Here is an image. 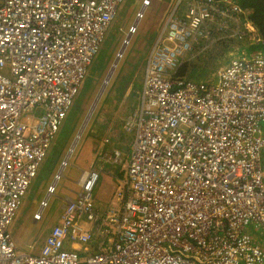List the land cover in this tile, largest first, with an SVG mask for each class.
Returning <instances> with one entry per match:
<instances>
[{
	"label": "built area",
	"instance_id": "1",
	"mask_svg": "<svg viewBox=\"0 0 264 264\" xmlns=\"http://www.w3.org/2000/svg\"><path fill=\"white\" fill-rule=\"evenodd\" d=\"M181 1L142 76L147 109L166 110L145 118L137 107L124 123L133 140L122 186L139 205L125 220L128 232L111 249L92 245L87 234L103 241V231L75 227L95 225L88 200L84 218L66 207L41 248L25 252L11 235L14 217L124 0H0V264H264V49L238 53L207 81L161 75L190 44L205 49L221 20L235 27L245 20L252 42L264 37L238 3L185 0L181 14ZM112 155L117 164L120 152ZM54 190L47 186L34 220ZM128 207L108 215L114 234ZM141 233L142 243L129 246Z\"/></svg>",
	"mask_w": 264,
	"mask_h": 264
},
{
	"label": "rangeland",
	"instance_id": "2",
	"mask_svg": "<svg viewBox=\"0 0 264 264\" xmlns=\"http://www.w3.org/2000/svg\"><path fill=\"white\" fill-rule=\"evenodd\" d=\"M169 1L151 0L144 7L143 0H124L120 6L80 86V94L73 99L75 105L72 102L37 177L14 217L11 235L19 250L35 252L41 248L49 230L60 220L65 199L78 191L76 182L84 171L91 169L92 162L100 169L91 194L92 204L102 215L120 206L117 188L125 177L126 158L133 140V135L124 129V123L139 106L145 60L154 37L173 9V6L166 9ZM231 1L239 4L237 0ZM162 10L165 12L161 20ZM142 14L144 17L140 20ZM244 22H238L236 29L241 33L233 36L223 26L227 23L216 24L212 41L207 47L194 46L198 54L186 63L184 74L194 81H207L217 66L226 63L231 56L236 57L241 45L252 42L251 34L245 33ZM131 24L137 25L132 33L129 32ZM126 37L127 42L124 43ZM122 46L121 55L117 56ZM197 69H200L199 72ZM260 127L264 132V120L260 122ZM79 130L82 132L75 141ZM104 137L109 140L107 145L101 144ZM68 150L72 152L67 165L58 171ZM115 150L120 152V158L117 164H111L109 157ZM55 175H58L56 181ZM51 183L55 185L54 193L41 218L36 221L33 214Z\"/></svg>",
	"mask_w": 264,
	"mask_h": 264
},
{
	"label": "bare ground",
	"instance_id": "3",
	"mask_svg": "<svg viewBox=\"0 0 264 264\" xmlns=\"http://www.w3.org/2000/svg\"><path fill=\"white\" fill-rule=\"evenodd\" d=\"M147 5L148 4H144V2H143L144 7ZM172 10H171V12H172ZM170 13H169L168 17L166 18V21L162 27L166 26L168 19H169V16H170ZM220 22H221V24H225L224 20H221ZM223 26L225 27V29L227 31H230V32H234L236 30V27L233 25H223ZM197 54L198 53L196 52V49L194 47H192V45L190 44L189 49L183 50L181 52V54L176 56L175 62H176V64H178V66L175 69L168 70V72L165 71L161 75L168 77L169 79H174V80H178V81H184V80L194 81V80H192V78L188 77L187 74H183L182 76H178L176 73L183 66V64L186 63V61L192 59ZM146 100H147V97L141 94L138 109H146L147 110V112L144 113V115H145L144 117L145 118H154V117L162 118V115H163L162 112L165 111L166 109H164L161 106H154V107L147 109L148 105L146 104ZM113 156L114 155H111L112 158H113ZM90 170L96 171V173L94 175L85 174V177H83L81 180L78 181L79 190L74 194V196L67 197L65 199V203L62 207V213L64 212L66 207L72 206L73 212L67 213L68 216H71V214L75 213V214H80L81 218L85 217V214H84L85 208H84L83 204L88 202V200H89V202L92 203L91 194H92V191H93V189H94V187L98 181V178H99V171L94 167H92L89 170H86L85 173H88ZM122 184H124V179H123ZM122 184H121V186H119L117 188V192H118L117 195H119V199L118 198L117 199L120 202V206L126 205L128 203L129 207H128V210L126 211L125 215L119 218L118 223L115 226V230H116L115 234L112 231V225L110 224V220L108 219V217H109L108 215H110L115 209L108 211L105 215H102L97 211V208L93 204H92L93 209H94L93 211L96 215V219L94 220V223H93L95 225H93L92 227H89V224H83V223H77L75 225L77 230H81L85 226L87 228H90V230H92L93 232H98V231H100L99 229H101L103 231L102 232L103 241H102L101 237H96L95 234H87L88 240L92 241L91 242L92 245L96 244V246L100 250L101 249L104 250L105 248L108 249L112 246L111 244L115 243V241L122 239V237L128 232V227H127V225H125V220L127 219V217L132 215L135 211L139 210V205L133 199L128 200L127 193L124 191ZM58 224H59V222L57 224H55L54 226H56ZM54 226H52L51 229H53ZM75 232L76 231H74V233ZM76 235L79 237H82L81 236L82 234L76 233ZM47 236H48V234L46 235V237ZM46 237H45V239H46ZM98 238H100V239L98 240ZM45 239H44V241H45ZM142 239H143V233L138 235V237H136L134 242H131L129 244V246L136 245L137 243H142Z\"/></svg>",
	"mask_w": 264,
	"mask_h": 264
},
{
	"label": "trees",
	"instance_id": "4",
	"mask_svg": "<svg viewBox=\"0 0 264 264\" xmlns=\"http://www.w3.org/2000/svg\"><path fill=\"white\" fill-rule=\"evenodd\" d=\"M237 1L240 3L241 6L250 10V13H249L250 21L257 28L259 34L264 37V0H237ZM170 2H175V0H170ZM263 49H264V44L248 41L247 44L241 45V47L238 49V52L239 53L241 51L252 52V51L263 50ZM191 60L192 59L186 61V63L190 62ZM186 63L183 64V66L177 71L176 74L178 76H182L184 74L183 69L186 67ZM81 89L82 87L79 88L77 95L80 94Z\"/></svg>",
	"mask_w": 264,
	"mask_h": 264
},
{
	"label": "clouds",
	"instance_id": "5",
	"mask_svg": "<svg viewBox=\"0 0 264 264\" xmlns=\"http://www.w3.org/2000/svg\"><path fill=\"white\" fill-rule=\"evenodd\" d=\"M175 2H176V0H175ZM151 3V0H149V4ZM240 4V3H239ZM187 4L185 3V0H182L181 1V4H180V6H179V10H180V13L181 14H184L185 12H186V10H187ZM243 7V6H242ZM244 8V7H243ZM245 9H247V8H245ZM248 11H249V13H250V10L249 9H247ZM249 13H248V16H247V18L246 19H248L249 20V22L253 25V23L250 21V19H249ZM144 17V14H142V16L140 17V20L142 19ZM254 26V25H253ZM130 28V27H129ZM256 28V27H255ZM163 29V27H161L160 28V30L158 31V34L160 33V31ZM129 32H130V30H129ZM256 33H257V35H259L260 37H263V36H261L260 34H259V32H258V30H257V28H256ZM155 40V37H154V39H153V41ZM152 41V42H153ZM212 41V40H211ZM154 43V42H153ZM152 43V44H153ZM198 45H201L202 46V44L200 43V44H193V47L194 46H198ZM151 48V47H150ZM123 49V46L121 47V49H120V52H121V50ZM232 50H235V48H232ZM241 52H243V51H241ZM240 52V53H241ZM249 52V51H248ZM239 52H238V49H237V51H236V56H239V54H238ZM252 52H249L248 54H247V56H249L250 54H251ZM231 58H232V56L228 59V61L226 62V63H224V64H222V65H225V64H228L229 63V61L231 60ZM219 66H221V65H219ZM219 66H217V67H219ZM216 67V68H217ZM107 81L105 80V83H106ZM141 88H142V85H141ZM140 93H141V89H140ZM73 102V101H72ZM82 131H80L79 130V133L76 135V137H75V141H77V139H78V137H79V135H80V133H81ZM56 137V136H55ZM55 139V138H54ZM54 141V140H53ZM108 142H109V140H108ZM108 142L107 143H105L104 145H107L108 144ZM52 145H53V142H52V144H51V147H52ZM51 147H50V149H51ZM49 149V150H50ZM49 152V151H48ZM65 158V157H64ZM44 162V161H43ZM43 164V163H42ZM42 166V165H41ZM85 172V171H84ZM83 172V173H84ZM83 173H82V175H83ZM38 175V174H37ZM37 177V176H36ZM82 177V176H81ZM81 177H80V179H81ZM34 181V180H33ZM46 197V196H45ZM44 197V198H45ZM74 247V246H73ZM76 247V246H75ZM92 251H95V247L93 246V248L91 249Z\"/></svg>",
	"mask_w": 264,
	"mask_h": 264
},
{
	"label": "crops",
	"instance_id": "6",
	"mask_svg": "<svg viewBox=\"0 0 264 264\" xmlns=\"http://www.w3.org/2000/svg\"><path fill=\"white\" fill-rule=\"evenodd\" d=\"M148 5H149V4H148ZM171 6L174 7L175 5H174L172 2H170V1L168 2V4L166 3V9H167V10L170 9ZM164 12H165V10H162V11H161V17H160L161 20H162V16H163V13H164ZM136 15H137V14H136ZM137 22H138V21H137ZM136 24H137V23H136ZM136 24L133 25V26H135V28H136V26H137ZM185 68H186V67H185ZM185 68H184L183 70H185ZM199 70H200V69H197V72H199ZM74 147H75V145H74ZM71 152H72V151H71ZM71 152H69V150H68V152H67V154H66V156H65L66 162H68V157L70 156V153H71ZM99 154H100V153H99ZM94 155H95V154H94ZM66 164H67V163H66ZM92 167L96 168L95 165L93 164V162H92V165L90 166V168H92ZM63 169H64V168H62V167H61V164H60V166L58 167V171H62ZM96 169H97V170L99 171V173H100V169H99L98 167H97ZM57 178H58V176L55 178V181L57 180ZM76 183H77V186H78V181H77ZM78 190H79V186H78ZM65 198H66V197H65ZM61 214H62V213H61ZM60 219H61V217H60Z\"/></svg>",
	"mask_w": 264,
	"mask_h": 264
},
{
	"label": "flooded vegetation",
	"instance_id": "7",
	"mask_svg": "<svg viewBox=\"0 0 264 264\" xmlns=\"http://www.w3.org/2000/svg\"><path fill=\"white\" fill-rule=\"evenodd\" d=\"M188 77H190L188 74H187ZM191 78V77H190Z\"/></svg>",
	"mask_w": 264,
	"mask_h": 264
}]
</instances>
